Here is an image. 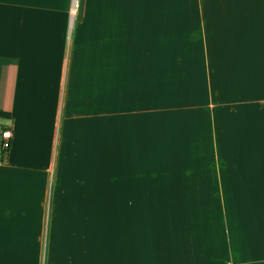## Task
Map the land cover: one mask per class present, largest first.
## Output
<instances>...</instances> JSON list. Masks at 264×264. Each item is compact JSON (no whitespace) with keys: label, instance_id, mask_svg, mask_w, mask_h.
I'll list each match as a JSON object with an SVG mask.
<instances>
[{"label":"crops","instance_id":"0c3cea01","mask_svg":"<svg viewBox=\"0 0 264 264\" xmlns=\"http://www.w3.org/2000/svg\"><path fill=\"white\" fill-rule=\"evenodd\" d=\"M78 1L0 0V184L22 187L0 225L39 230L0 264L28 249L19 264H264L225 194L264 171L220 161L264 138V0ZM55 231L69 253L50 257Z\"/></svg>","mask_w":264,"mask_h":264},{"label":"trees","instance_id":"16d2710c","mask_svg":"<svg viewBox=\"0 0 264 264\" xmlns=\"http://www.w3.org/2000/svg\"><path fill=\"white\" fill-rule=\"evenodd\" d=\"M235 129V124L233 123H223L221 132L224 135V139L221 140L226 145L233 146L237 140H233L230 137H228V134H232L233 130ZM256 148H258V151L256 154L250 153V154H243V155H223L220 156V161L227 162L230 165L242 164V174L245 177H252L255 175L254 168H257L259 170L264 171V164L259 165L256 160L257 154H264V138H256L255 144L253 145ZM10 148V145L8 148H5V153L7 154L8 150ZM173 159V155H168L169 162L170 159ZM209 158V156H208ZM214 156H210L209 162L213 163ZM173 173V172H172ZM259 173V172H258ZM261 173H259L260 175ZM163 177H171L169 172H166L163 174ZM254 182H248L247 184L240 186L236 185L235 187L232 186L230 183L226 188V208L230 211L231 214V223L232 227L235 228L236 225H241L239 227V231L241 234L245 237H248V240L250 243L251 240L254 239L253 245L258 246L257 250H252V257H259L264 258V249L261 248V245H264V216H257V213L264 209V202H261L260 205H263V207L255 206V202H257V199L263 200L264 199V183L261 184H254ZM211 189H217V188H211ZM166 205V204H162ZM170 206H173V204H168ZM207 205L210 210H219V203L216 201V198L213 193H211L210 202ZM248 218V219H245ZM150 223H153V220H148ZM217 221V220H216ZM148 227V226H147ZM166 231L164 225H159V235L163 234ZM160 241L162 244L169 241V239L159 236ZM157 241V239H155ZM210 241H212V237H210ZM257 242V243H256ZM248 249L251 250L250 246ZM158 255L163 256V260L171 259L173 260V252L168 250H162L157 252ZM157 260L154 258V253H151V264H155V261Z\"/></svg>","mask_w":264,"mask_h":264},{"label":"rangeland","instance_id":"374dc122","mask_svg":"<svg viewBox=\"0 0 264 264\" xmlns=\"http://www.w3.org/2000/svg\"><path fill=\"white\" fill-rule=\"evenodd\" d=\"M78 11H79V9H78ZM0 156H2L1 150H0ZM256 160H257V163L259 165L264 164V154H257ZM116 171L118 172L117 169H116ZM17 176L18 175H16L15 178H13V181L11 183H9V182L5 183L4 182V184H0V222H3V219H5V218H3L4 213H5V209H3V207L5 206L4 203L6 201L4 198H2V196H6V195H8V196H19V195H21L22 187H21V184L16 181ZM9 180H11V178H9ZM5 184L7 186V189H6ZM120 201L121 200L119 198H116V202H120ZM15 210H16V208H10V209L8 208L6 210V212L9 214V211L12 212ZM16 215H17L16 212L12 213L13 217H15ZM2 228H3V226L0 225V246L2 248H8L10 246V244H18V245L21 244V246H25V244H33V245L39 244L38 227L32 228L30 234L27 235V240L29 239L28 242H27V240L24 241L25 240L24 236L21 237L22 239H20L19 237H15V235H14L15 238H11L9 236H4ZM54 233H55V236H54L53 242L56 243V246L53 247V250H51V248H50V250H49V248L48 249L46 248V252H43V253L48 254V256H50V257L54 256L56 252H59L61 255L69 253L63 248H60V247L58 248L57 243H58L59 238L62 236V232L60 233V232L55 231ZM10 235H12V234H10ZM48 237H49V232L47 234V239H48ZM23 242H27V243L23 244ZM30 249H32V248H30ZM8 251H11V250H8ZM10 253H11V255H13V257L10 258L9 260H12V262H16L17 264H19V262L24 263V262L30 260V257L34 254V252L29 251V249L28 250H19V251L15 250V251H12ZM35 254L37 255V252H35ZM163 263H164V260H163ZM58 264H63L62 260L59 261ZM71 264H73V263L71 262Z\"/></svg>","mask_w":264,"mask_h":264},{"label":"built area","instance_id":"2783aa9c","mask_svg":"<svg viewBox=\"0 0 264 264\" xmlns=\"http://www.w3.org/2000/svg\"><path fill=\"white\" fill-rule=\"evenodd\" d=\"M78 8H79V1L75 0L74 8L72 9V11L75 10V12L77 14ZM12 136H13L12 131L9 129L3 130L1 132V137H2L3 142H4L3 143L4 148L9 147L10 140H11Z\"/></svg>","mask_w":264,"mask_h":264},{"label":"bare ground","instance_id":"6f19581e","mask_svg":"<svg viewBox=\"0 0 264 264\" xmlns=\"http://www.w3.org/2000/svg\"><path fill=\"white\" fill-rule=\"evenodd\" d=\"M78 1V0H77ZM73 14H76L75 10L72 11Z\"/></svg>","mask_w":264,"mask_h":264}]
</instances>
